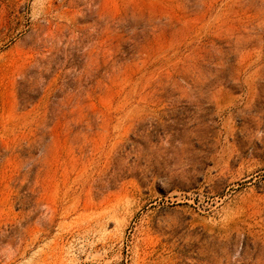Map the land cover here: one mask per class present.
<instances>
[{
	"label": "rangeland",
	"instance_id": "374dc122",
	"mask_svg": "<svg viewBox=\"0 0 264 264\" xmlns=\"http://www.w3.org/2000/svg\"><path fill=\"white\" fill-rule=\"evenodd\" d=\"M0 264H264V0H0Z\"/></svg>",
	"mask_w": 264,
	"mask_h": 264
}]
</instances>
